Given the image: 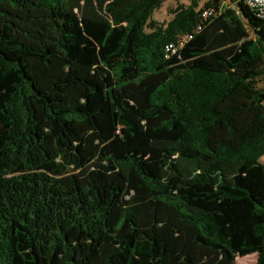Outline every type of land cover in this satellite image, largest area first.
I'll use <instances>...</instances> for the list:
<instances>
[{"label": "trees", "instance_id": "obj_1", "mask_svg": "<svg viewBox=\"0 0 264 264\" xmlns=\"http://www.w3.org/2000/svg\"><path fill=\"white\" fill-rule=\"evenodd\" d=\"M163 2L0 0V264H264V21Z\"/></svg>", "mask_w": 264, "mask_h": 264}, {"label": "rangeland", "instance_id": "obj_2", "mask_svg": "<svg viewBox=\"0 0 264 264\" xmlns=\"http://www.w3.org/2000/svg\"><path fill=\"white\" fill-rule=\"evenodd\" d=\"M191 0H164L161 7L155 10L150 19L155 22L164 23L171 19L172 15L170 14V10L175 8L178 4H185L188 5ZM206 0H200V5L204 3ZM264 164V161H261ZM248 257L243 258L239 263L235 264H255L256 262V254L247 255ZM238 258V257H236Z\"/></svg>", "mask_w": 264, "mask_h": 264}, {"label": "built area", "instance_id": "obj_3", "mask_svg": "<svg viewBox=\"0 0 264 264\" xmlns=\"http://www.w3.org/2000/svg\"><path fill=\"white\" fill-rule=\"evenodd\" d=\"M245 6H247L255 16L264 21V0H238ZM221 7L219 8V10ZM217 13L215 9L209 8L202 12V18H209L214 16ZM182 42H179L181 44ZM166 51L170 52L171 54L175 53V47L173 44H170L166 47Z\"/></svg>", "mask_w": 264, "mask_h": 264}, {"label": "crops", "instance_id": "obj_4", "mask_svg": "<svg viewBox=\"0 0 264 264\" xmlns=\"http://www.w3.org/2000/svg\"><path fill=\"white\" fill-rule=\"evenodd\" d=\"M261 161H264V156L260 159V162H261ZM261 163H262V162H261ZM262 164H263V163H262ZM263 165H264V164H263Z\"/></svg>", "mask_w": 264, "mask_h": 264}]
</instances>
